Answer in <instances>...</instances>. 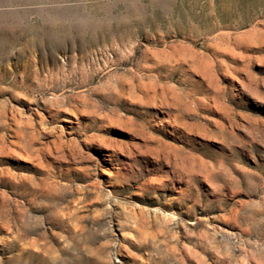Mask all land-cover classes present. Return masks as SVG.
<instances>
[{
	"label": "rangeland",
	"instance_id": "1",
	"mask_svg": "<svg viewBox=\"0 0 264 264\" xmlns=\"http://www.w3.org/2000/svg\"><path fill=\"white\" fill-rule=\"evenodd\" d=\"M0 264H264V0H0Z\"/></svg>",
	"mask_w": 264,
	"mask_h": 264
},
{
	"label": "bare ground",
	"instance_id": "2",
	"mask_svg": "<svg viewBox=\"0 0 264 264\" xmlns=\"http://www.w3.org/2000/svg\"><path fill=\"white\" fill-rule=\"evenodd\" d=\"M5 229V228H4ZM27 229V228H26ZM26 231V230H25ZM28 233V232H27Z\"/></svg>",
	"mask_w": 264,
	"mask_h": 264
}]
</instances>
